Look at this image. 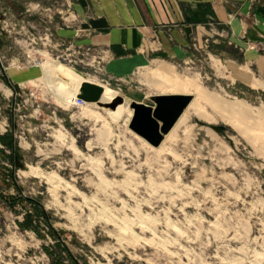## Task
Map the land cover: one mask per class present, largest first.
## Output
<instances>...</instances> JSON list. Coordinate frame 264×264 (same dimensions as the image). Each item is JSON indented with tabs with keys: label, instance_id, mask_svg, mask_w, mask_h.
<instances>
[{
	"label": "rangeland",
	"instance_id": "obj_1",
	"mask_svg": "<svg viewBox=\"0 0 264 264\" xmlns=\"http://www.w3.org/2000/svg\"><path fill=\"white\" fill-rule=\"evenodd\" d=\"M66 10L0 0V135L18 152L14 170L0 153L3 191L16 194L14 182L41 203L81 264H264V72L214 25V43L190 44L162 70L96 78L75 36L57 34L78 26L60 18ZM246 46L264 53L258 42ZM45 61L122 102L133 100L128 88L149 105L152 94L192 101L155 147L129 128V104L115 111L55 98ZM22 211L0 198V264H52L43 248L52 239L20 229Z\"/></svg>",
	"mask_w": 264,
	"mask_h": 264
},
{
	"label": "crops",
	"instance_id": "obj_2",
	"mask_svg": "<svg viewBox=\"0 0 264 264\" xmlns=\"http://www.w3.org/2000/svg\"><path fill=\"white\" fill-rule=\"evenodd\" d=\"M49 1L67 9L63 21L78 25L57 34L75 36L70 39L77 58L82 67L98 73L96 78L100 72L122 79L147 67L160 65L162 70L167 65L161 63L186 56L190 44L200 47L205 39L214 43V25H221L228 41L242 47L248 64L264 72V53L246 46L264 45V0ZM84 59L89 62L83 64ZM126 93L140 101L138 92L128 88Z\"/></svg>",
	"mask_w": 264,
	"mask_h": 264
},
{
	"label": "water",
	"instance_id": "obj_3",
	"mask_svg": "<svg viewBox=\"0 0 264 264\" xmlns=\"http://www.w3.org/2000/svg\"><path fill=\"white\" fill-rule=\"evenodd\" d=\"M102 90L100 84L84 79L78 87L76 97L85 102H95L112 109L122 102L123 99L119 95L112 103L100 101ZM149 99L153 101V105L134 100L129 103L132 109L129 128L152 146L157 147L188 106L192 95L185 93L152 94Z\"/></svg>",
	"mask_w": 264,
	"mask_h": 264
},
{
	"label": "trees",
	"instance_id": "obj_4",
	"mask_svg": "<svg viewBox=\"0 0 264 264\" xmlns=\"http://www.w3.org/2000/svg\"><path fill=\"white\" fill-rule=\"evenodd\" d=\"M0 142L2 145H5L10 149L9 155L4 153L1 149V155L6 160L8 159L10 164L13 165V170L16 169L17 165L15 162L18 152L17 148L12 145L11 136H9L8 133L0 135ZM1 167L4 168L2 165ZM4 169L9 170L8 168ZM13 170H9L11 177ZM0 171H2L1 168ZM12 183L15 186L16 194L5 193L3 191L4 187H0V198L12 209H15L16 206L22 208V219L20 221H16L18 227L22 230H31L40 238L48 236L52 239V244L43 246L44 252L48 257H50L52 264H81L77 261V259H75L68 245L61 239V233L53 227L50 216L45 211L43 205L31 197L22 195L18 186L14 182ZM5 185L6 184H2V186Z\"/></svg>",
	"mask_w": 264,
	"mask_h": 264
},
{
	"label": "bare ground",
	"instance_id": "obj_5",
	"mask_svg": "<svg viewBox=\"0 0 264 264\" xmlns=\"http://www.w3.org/2000/svg\"><path fill=\"white\" fill-rule=\"evenodd\" d=\"M43 70H44L43 76L45 77V79L48 82H50L49 79H53V78L56 79V80L54 79L55 82H53V85L51 86V89L58 91V92H54V95L56 96L55 98H57L58 100H60L62 102L72 103L73 102V97L77 93L78 87H79L81 81H83L84 79H87V78H84V76H82L81 74L76 73V72L72 71L71 69H67V68H65L63 65H61L59 63L55 64V63H51V62L45 61L43 63ZM88 80H91V79H88ZM255 85H259V83L255 82ZM58 88H60V89H58ZM61 89H65L66 91L64 93H61L60 92ZM102 89L106 90L100 96V101H102L104 103H112V102H114L115 98L119 95L116 90H112L111 88H108L106 86H102ZM128 104L129 103L124 100L123 102L119 103L113 109L112 108H107V107L105 109H107V110H115L116 109L115 111H118V110L120 111V110H122V108L128 106ZM128 108H129V106H128ZM131 113H132V111H131Z\"/></svg>",
	"mask_w": 264,
	"mask_h": 264
},
{
	"label": "built area",
	"instance_id": "obj_6",
	"mask_svg": "<svg viewBox=\"0 0 264 264\" xmlns=\"http://www.w3.org/2000/svg\"><path fill=\"white\" fill-rule=\"evenodd\" d=\"M77 53H79L78 50H77ZM73 104H75L76 106H81L83 104H86V102L84 100L80 99V98H77L76 94H75V96L73 97Z\"/></svg>",
	"mask_w": 264,
	"mask_h": 264
}]
</instances>
